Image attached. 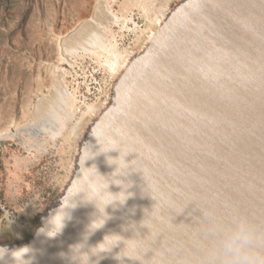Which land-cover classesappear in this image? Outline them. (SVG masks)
Here are the masks:
<instances>
[{
	"label": "water",
	"instance_id": "95a60500",
	"mask_svg": "<svg viewBox=\"0 0 264 264\" xmlns=\"http://www.w3.org/2000/svg\"><path fill=\"white\" fill-rule=\"evenodd\" d=\"M27 223L0 264H264V0L176 5Z\"/></svg>",
	"mask_w": 264,
	"mask_h": 264
},
{
	"label": "rangeland",
	"instance_id": "374dc122",
	"mask_svg": "<svg viewBox=\"0 0 264 264\" xmlns=\"http://www.w3.org/2000/svg\"><path fill=\"white\" fill-rule=\"evenodd\" d=\"M182 1L0 0L2 235L26 237L62 193L115 82Z\"/></svg>",
	"mask_w": 264,
	"mask_h": 264
},
{
	"label": "built area",
	"instance_id": "2783aa9c",
	"mask_svg": "<svg viewBox=\"0 0 264 264\" xmlns=\"http://www.w3.org/2000/svg\"><path fill=\"white\" fill-rule=\"evenodd\" d=\"M2 212H3V215H4V217L6 218V220L9 221V218H10V217H9V214H10V213H9L7 210L3 209V208H2ZM10 224H11V222H9V225H10Z\"/></svg>",
	"mask_w": 264,
	"mask_h": 264
}]
</instances>
